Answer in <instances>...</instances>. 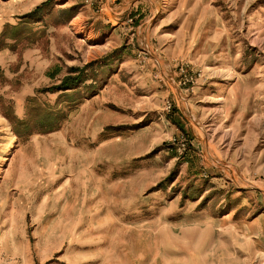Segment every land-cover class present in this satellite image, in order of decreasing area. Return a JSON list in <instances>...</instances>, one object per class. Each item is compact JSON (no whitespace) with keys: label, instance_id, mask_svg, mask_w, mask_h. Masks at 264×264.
I'll use <instances>...</instances> for the list:
<instances>
[{"label":"rangeland","instance_id":"1","mask_svg":"<svg viewBox=\"0 0 264 264\" xmlns=\"http://www.w3.org/2000/svg\"><path fill=\"white\" fill-rule=\"evenodd\" d=\"M0 264H264V0H0Z\"/></svg>","mask_w":264,"mask_h":264},{"label":"trees","instance_id":"2","mask_svg":"<svg viewBox=\"0 0 264 264\" xmlns=\"http://www.w3.org/2000/svg\"><path fill=\"white\" fill-rule=\"evenodd\" d=\"M80 79H81V78H80ZM77 80H79V79H77ZM77 80H76V81H77ZM72 84H75V82H73Z\"/></svg>","mask_w":264,"mask_h":264},{"label":"built area","instance_id":"3","mask_svg":"<svg viewBox=\"0 0 264 264\" xmlns=\"http://www.w3.org/2000/svg\"><path fill=\"white\" fill-rule=\"evenodd\" d=\"M168 108L170 109L171 107L169 106Z\"/></svg>","mask_w":264,"mask_h":264}]
</instances>
